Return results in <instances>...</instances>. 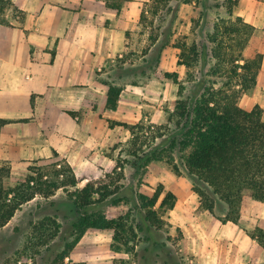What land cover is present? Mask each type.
I'll use <instances>...</instances> for the list:
<instances>
[{"label": "crops", "instance_id": "0c3cea01", "mask_svg": "<svg viewBox=\"0 0 264 264\" xmlns=\"http://www.w3.org/2000/svg\"><path fill=\"white\" fill-rule=\"evenodd\" d=\"M149 1L11 0L0 19V162L39 163L56 152L81 186L114 169L108 152L122 136L108 121L129 125L151 116L152 105L142 100L146 79L139 86L127 79L116 109L105 107L111 73L147 55L136 54L137 42L146 40L140 18ZM229 16L254 26L249 46L263 53L256 95L264 89V0H237ZM175 195L164 218L172 238L180 232L174 248L188 264L264 261V248L243 227L201 209L191 189ZM111 241L112 230L88 229L66 258L113 264Z\"/></svg>", "mask_w": 264, "mask_h": 264}, {"label": "trees", "instance_id": "16d2710c", "mask_svg": "<svg viewBox=\"0 0 264 264\" xmlns=\"http://www.w3.org/2000/svg\"><path fill=\"white\" fill-rule=\"evenodd\" d=\"M225 1L230 14L237 0ZM8 3L12 4L11 0ZM230 16L218 19L208 36L213 45L211 55L215 60L213 74L222 73L228 81L217 88L199 81L193 92L188 94L176 72H164L165 77L178 84V100L175 104L177 118L170 119V122L174 121L176 130L166 135L160 146H164L171 138V144L164 148L171 151L177 147L181 170L189 179L190 189L196 194L200 208L222 223L230 221L240 226L243 201L264 200L262 109L254 105L247 110L239 104L241 97L256 85L263 53L260 48L249 46L254 26L239 16ZM180 47H185V44ZM201 53V60L204 61L206 55L203 50ZM197 55L195 45L186 46V50L177 54L176 64L191 66ZM120 91L121 87L107 83V109H116ZM115 125L127 128L134 137V126L121 121H108L109 128ZM163 135L158 133L154 138ZM53 156L58 158L56 152H53ZM144 159H148L146 152L137 155L134 167ZM48 167L52 168L51 172L45 170ZM118 168L120 171L123 169L116 162L113 172ZM27 171L23 180L9 185L6 180L10 175V165L0 162V228L35 196L48 198L60 188L74 187L72 192H68L77 211L75 220L70 224L72 239L68 241L63 235V249L56 251L53 258L47 257L45 264H85L71 260L65 262L64 259L88 229L112 230L110 249L131 255L134 264H181L182 256L174 248L180 232L177 230L178 236L172 238L169 224L164 218L165 213L176 205L177 196L162 184H157L151 195L137 189L131 191L128 198L119 196L122 190L117 186L110 190L108 185L96 180H88L82 187H77L82 178L76 177L63 158L41 165L37 160H32ZM138 173V169H135L134 175ZM127 200L131 210L137 214L136 219L129 218V212L113 218L105 215V208L117 207L120 202ZM56 217L57 214L45 215L34 227L38 243L43 244L46 252L56 250L55 239L60 236V224ZM245 231L256 241H262L263 236L260 238L256 234L261 231L259 228L253 232ZM112 263L118 264L114 258ZM119 264L130 263L122 260Z\"/></svg>", "mask_w": 264, "mask_h": 264}, {"label": "rangeland", "instance_id": "374dc122", "mask_svg": "<svg viewBox=\"0 0 264 264\" xmlns=\"http://www.w3.org/2000/svg\"><path fill=\"white\" fill-rule=\"evenodd\" d=\"M12 8L8 0H0V19L4 17L5 11H10ZM146 9L147 13L143 11L140 18L143 24L140 32H146V40L137 42L136 55L143 56L144 53L147 55L141 59L136 58L134 65L126 64L123 67L120 65L119 71L111 73L112 80L108 83L122 87L129 79L139 86L146 79L150 88L142 90L145 92L142 100L146 98L152 105L151 116L146 120L138 119L129 124L135 127L134 137L130 135L127 128L120 126L122 137L111 146L108 153L113 156L115 164L119 163L123 169L120 171L118 168L115 172L112 170L101 173L98 178L91 179L99 181L102 185H108L110 190L117 186L116 188L122 190L119 196L128 198L130 192L137 189L141 193L151 195L154 187L159 183L175 194L190 190V181L181 170V157L177 147L171 151L164 148L171 144V138L165 142L164 146H160L166 139L165 136L176 130L174 121L170 122V119L177 118L175 104L178 100V84L165 77L164 72H176L180 84L185 87V93L188 94L193 92L199 81H202L204 85L211 84L217 88L229 80L222 73L213 74L212 66L215 65L211 55L213 45L208 40L216 21L229 17L225 0H150ZM182 44H185V47H180ZM192 44L196 46L198 53L195 61L191 66L177 65V54ZM202 50L206 55L204 61L201 60ZM254 90L255 87L244 94L239 104L247 110L254 105H259L264 118V89L257 90L256 95ZM160 110L163 111L161 114L164 119L158 116ZM158 133L164 135L161 138H154V135ZM142 152L147 153L148 159L140 161L134 167L136 156ZM59 159L61 158H52L51 155L49 159L42 160L38 164H48ZM8 164L10 175L6 182L13 185L24 179L30 162ZM135 169L139 172L136 176ZM45 170L51 172L52 168L48 167ZM121 174L122 177L124 175L123 178ZM77 187L82 186L77 184ZM73 190L74 187L60 188L56 190L54 196L48 198L37 195L15 212L8 223L0 228V264H45L47 257L51 259L56 251L63 249L62 236L65 235L68 241L72 239L69 234L70 224L77 215L68 194ZM51 201H54L53 204L50 203ZM128 212L129 218H137L136 212L131 210L130 202L127 200V202H120L117 207L105 208L104 213L108 218H113L127 215ZM241 212L247 218H240V226L251 232L259 228L261 231L256 234L263 238L257 243L264 248V200L260 202L245 199ZM54 214H57L56 219L60 224V236L55 239L56 250L46 252L43 244L38 243V234L34 227L38 226L43 216H54ZM173 235L178 236V232L173 231ZM140 244L142 245L143 242ZM113 256L118 264L122 260L134 264L129 254L113 252ZM64 261L67 262V258ZM180 262L188 264L185 257H182ZM260 264H264V261Z\"/></svg>", "mask_w": 264, "mask_h": 264}]
</instances>
